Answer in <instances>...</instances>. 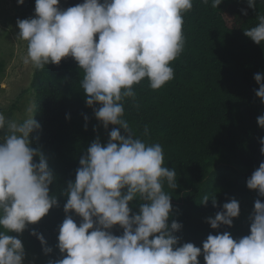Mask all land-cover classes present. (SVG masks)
<instances>
[{
	"label": "clouds",
	"instance_id": "9594fccd",
	"mask_svg": "<svg viewBox=\"0 0 264 264\" xmlns=\"http://www.w3.org/2000/svg\"><path fill=\"white\" fill-rule=\"evenodd\" d=\"M222 2L212 0L211 6ZM247 4L255 9L256 0ZM59 5L60 0H35V16L17 19L16 39L27 43L23 63L43 70L71 56L83 70L80 87L86 104L100 105L94 108L95 117L105 129L119 125L126 135L113 128L106 144L97 138L80 159L75 181L65 192L64 211L74 210L82 220L78 225L66 215L57 244L63 258L49 264H200L201 254L205 264H264V202L259 199L249 235L237 240L225 231L209 234L202 248L191 242L178 246L180 238L174 233L183 225L176 220L169 225L173 205L164 191L165 181L177 188L175 169L164 166L159 143L134 137L123 119L122 101L135 98L134 85L147 79L149 87L158 90L174 78L171 62L184 49V14L192 10L193 0H83L67 9ZM242 12L247 15V9ZM258 21L245 35L264 44V16ZM254 78L260 85L256 95L264 101V74ZM257 119L264 127V115ZM40 128L35 116L18 121L0 113V264H24L23 242L10 233H23L58 205L50 195L54 174L43 153L30 146V134ZM261 145L264 154V138ZM35 156L39 162H34ZM247 187L264 197V161L247 179ZM136 198L143 203L133 213L129 205ZM208 200L205 195L202 203ZM240 211L239 201L232 199L207 222L213 229L232 226ZM116 225L123 228L121 236L110 231ZM32 235L47 244L43 234L33 230Z\"/></svg>",
	"mask_w": 264,
	"mask_h": 264
},
{
	"label": "trees",
	"instance_id": "16d2710c",
	"mask_svg": "<svg viewBox=\"0 0 264 264\" xmlns=\"http://www.w3.org/2000/svg\"><path fill=\"white\" fill-rule=\"evenodd\" d=\"M25 1L35 13V0ZM80 3L83 0H60L59 6L67 9ZM211 3L193 0L192 10L184 14L185 43L182 53L171 62L174 78L158 90H152L144 79L134 85L135 98L122 101L123 119L134 137L147 144L159 143L164 166L175 169L178 186L169 188L165 181L164 191L173 205L169 225L173 220L183 225L174 233L180 238L178 246L191 242L202 248L209 234L225 231L237 239L233 232L240 220L245 221L244 236L249 235L255 201L264 202L258 190L247 187V179L264 161L260 151L264 127L257 119L264 115V101L256 95L260 85L254 78L257 73L264 74V44L245 35V30L258 24V16H264V0H256L255 9L247 0H223L217 8ZM242 9H247V15ZM4 67V60H0V78ZM82 77L83 70L69 56L59 65L35 69L30 84L36 98L35 119L41 124L32 132L30 146L46 158L54 174L50 195L58 200V205L23 233H10L22 240L24 261L32 258L33 264L63 258L57 247L59 227L68 214L78 225L82 220L74 210L68 214L64 211L68 184L75 181L79 161L91 143L99 138L106 144L110 131L120 128L109 125L105 129L95 117L94 108L100 105L86 104V94L80 87ZM120 131L126 135L122 128ZM39 159L35 156L34 162ZM205 195L209 197L207 204L202 203ZM232 199L240 203L239 217L233 218L232 226L211 228L207 218H214ZM141 203L139 198L130 202L133 213L139 212ZM33 230L43 234L46 245L32 235ZM110 231L117 236L123 234L119 225ZM45 247L52 252L46 254ZM199 260L205 264L203 254Z\"/></svg>",
	"mask_w": 264,
	"mask_h": 264
},
{
	"label": "rangeland",
	"instance_id": "374dc122",
	"mask_svg": "<svg viewBox=\"0 0 264 264\" xmlns=\"http://www.w3.org/2000/svg\"><path fill=\"white\" fill-rule=\"evenodd\" d=\"M26 1L22 5L17 0H0V60H4V74L0 78V84L6 85L0 88V113H3L6 119L22 121L29 115L36 117V98L29 89L35 69L31 64L25 65L23 57L27 52V43L17 40L19 28L17 19H27L35 16V13L27 7ZM25 94L17 101L22 91ZM18 104V107H13ZM31 107L32 112L27 109ZM4 132H0L3 136ZM33 141L32 133L30 134ZM3 142V141H0ZM245 221L240 220L234 228L233 235L239 239L244 236L243 229ZM24 264H33V259L29 258Z\"/></svg>",
	"mask_w": 264,
	"mask_h": 264
}]
</instances>
